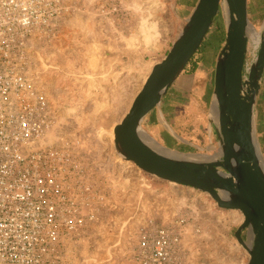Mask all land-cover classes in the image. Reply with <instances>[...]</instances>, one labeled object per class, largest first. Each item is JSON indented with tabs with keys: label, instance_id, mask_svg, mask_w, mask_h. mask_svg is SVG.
<instances>
[{
	"label": "rangeland",
	"instance_id": "rangeland-1",
	"mask_svg": "<svg viewBox=\"0 0 264 264\" xmlns=\"http://www.w3.org/2000/svg\"><path fill=\"white\" fill-rule=\"evenodd\" d=\"M249 9L251 27L260 33L264 0H250ZM57 13L56 35L38 41L42 82L58 112L54 135L72 140L74 154L83 157L104 198L90 199L92 206H98L93 212L101 223L91 225L80 233V239L68 244L71 255L67 262L124 264L123 251L143 214H137L131 205L154 202L156 184L162 181L145 174L118 153L114 127L129 111L153 67L165 58L185 21L177 18L175 0H58ZM222 36V18L218 14L202 50L195 56L202 66L220 53ZM256 53L248 46V65ZM200 76L180 77L179 84L190 94L178 101L176 109L187 126L193 124L196 130H206L210 127V106L199 105L205 74ZM173 129L177 130L175 126ZM142 130L149 144L162 147L157 142L158 134L156 140L146 126ZM201 194L203 202L216 204L207 193ZM234 214L240 219L235 218L234 225L228 226L218 242H188L186 264L244 263L242 258L232 261L238 258V252L244 257L247 254L235 237L243 216L240 212ZM119 236L125 243L120 254L110 260L116 251L114 239ZM6 253V244L0 241V264H4ZM95 256L100 258L97 263L91 259Z\"/></svg>",
	"mask_w": 264,
	"mask_h": 264
},
{
	"label": "built area",
	"instance_id": "built-area-1",
	"mask_svg": "<svg viewBox=\"0 0 264 264\" xmlns=\"http://www.w3.org/2000/svg\"><path fill=\"white\" fill-rule=\"evenodd\" d=\"M57 1L0 0L4 264H69L68 244L80 239V233L91 225L101 223L93 212L98 206L90 202L92 197L104 199L99 182L93 180L83 157L74 154L72 140L55 137L58 112L42 82L38 41L57 33ZM185 225L178 217L164 223L142 218L129 236L123 263L186 264ZM114 240L116 251L110 260L125 243L120 236ZM91 259L97 263L100 258Z\"/></svg>",
	"mask_w": 264,
	"mask_h": 264
},
{
	"label": "water",
	"instance_id": "water-1",
	"mask_svg": "<svg viewBox=\"0 0 264 264\" xmlns=\"http://www.w3.org/2000/svg\"><path fill=\"white\" fill-rule=\"evenodd\" d=\"M249 0H198L165 58L157 63L129 111L114 127L118 153L145 174L207 193L223 210L244 220L235 232L250 258L264 264V159L254 134V108L264 78V26L250 65ZM227 8V34L218 54L209 125L219 142L214 155L157 149L143 135V121L158 108L200 49L214 18ZM247 232L246 238L243 232Z\"/></svg>",
	"mask_w": 264,
	"mask_h": 264
},
{
	"label": "crops",
	"instance_id": "crops-1",
	"mask_svg": "<svg viewBox=\"0 0 264 264\" xmlns=\"http://www.w3.org/2000/svg\"><path fill=\"white\" fill-rule=\"evenodd\" d=\"M197 2L198 0H175L177 18L186 22ZM248 6L250 7V0L248 1ZM219 14L222 18L223 36L221 45L223 47L227 34V15H225L222 10ZM204 41L202 46L204 45ZM217 58L218 55H216L211 62H207V66H202V63L199 62V68L197 72L193 74L194 77H197L196 79H200V73L205 74L203 82L204 89L199 102L200 106H210L213 101ZM202 68L203 72L201 71ZM183 75L187 74L182 73L179 76L174 85L168 89L166 95L163 97L161 105L144 119L143 125L146 126L147 131L154 137H156V134L160 136V139L157 140L158 138L156 137V140L160 142L158 143L161 144V146L171 149L174 152L190 154L203 153L207 155H209L208 153L215 154L218 152L219 142L213 128L211 127L210 129V127L208 128L207 126L206 130H203L201 127H198L196 130L193 124L187 126L182 115L176 109L178 101L180 99H186L189 93L187 89L179 84V79ZM173 126H175L177 130L173 129ZM201 130L204 134H201ZM254 134L264 159V78L254 108ZM173 144L175 147H172ZM190 148H193L194 151ZM200 151L205 152L201 153ZM168 183L164 181L157 182L155 188L157 194L154 202L146 204L133 203L131 206L135 208L137 214L140 211L143 212L141 215L142 218H155L161 223L171 221L176 217L183 218L186 221L187 244L188 242H196V240L201 242V244L204 242L214 244L218 242L220 237H224L223 233H227L228 226L233 224V221L236 220L235 218H239L234 214V212L239 211L226 210L231 213H223L217 204L203 202L201 191L195 188ZM243 220L244 217H242V221L238 224L237 229L242 224ZM197 229L199 231H196ZM246 236L247 232L244 231L243 237L246 238ZM238 253V258L232 261L234 262V260H240L242 258L245 260L243 264H247L250 258L249 254L247 253L244 257L240 252Z\"/></svg>",
	"mask_w": 264,
	"mask_h": 264
},
{
	"label": "bare ground",
	"instance_id": "bare-ground-1",
	"mask_svg": "<svg viewBox=\"0 0 264 264\" xmlns=\"http://www.w3.org/2000/svg\"><path fill=\"white\" fill-rule=\"evenodd\" d=\"M223 11L225 13V15L227 14V8L225 5H223ZM153 34V33H152ZM248 36H249V47H252V49H255L258 47V45L260 44L261 42V32H257L255 31L251 25L249 26V29H248ZM145 136V135H144ZM154 140V139H153ZM156 141V140H155ZM154 141V142H155ZM158 142V141H157ZM159 146V145H158ZM160 148V147H159ZM158 148V149H159Z\"/></svg>",
	"mask_w": 264,
	"mask_h": 264
},
{
	"label": "trees",
	"instance_id": "trees-1",
	"mask_svg": "<svg viewBox=\"0 0 264 264\" xmlns=\"http://www.w3.org/2000/svg\"><path fill=\"white\" fill-rule=\"evenodd\" d=\"M202 47V45H201ZM198 50L197 53H199L202 49ZM196 53V54H197ZM196 54L194 55V57L191 59V61L189 62V64L186 66V68L184 69L183 73H186V74H195L199 68V62L198 60L195 58Z\"/></svg>",
	"mask_w": 264,
	"mask_h": 264
}]
</instances>
